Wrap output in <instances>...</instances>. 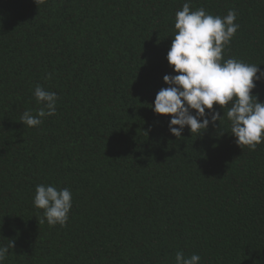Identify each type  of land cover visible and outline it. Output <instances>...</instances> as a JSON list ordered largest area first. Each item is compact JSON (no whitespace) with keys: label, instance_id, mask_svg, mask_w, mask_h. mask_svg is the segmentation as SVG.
I'll return each mask as SVG.
<instances>
[{"label":"trees","instance_id":"obj_1","mask_svg":"<svg viewBox=\"0 0 264 264\" xmlns=\"http://www.w3.org/2000/svg\"><path fill=\"white\" fill-rule=\"evenodd\" d=\"M185 2L0 0V244H15L5 264H175L177 251L264 264V143L241 149L215 103L219 127L180 138L153 111L163 76L177 74L166 53ZM190 7L234 10L224 58L264 69V0ZM37 84L57 93L56 114L28 127ZM38 184L71 190L65 226L39 223Z\"/></svg>","mask_w":264,"mask_h":264},{"label":"clouds","instance_id":"obj_2","mask_svg":"<svg viewBox=\"0 0 264 264\" xmlns=\"http://www.w3.org/2000/svg\"><path fill=\"white\" fill-rule=\"evenodd\" d=\"M44 4L46 0H35ZM191 0H186L175 14L174 35L166 53V60L175 75L165 74L167 87L155 95L153 111L170 116L169 131L177 138L188 127L191 134L199 135L210 123L214 127L221 121L219 112L213 110L218 104L227 108L229 132L235 143L250 151L264 143V101L253 93L256 82L264 81V69L259 64H250L234 57L224 58L225 46L236 34L239 24L237 13L229 10L226 16L213 15L203 7L192 10ZM51 78V74L46 77ZM33 95L38 108L35 115L25 110L20 122L28 127H38L43 118L56 114L59 99L56 92L48 91L37 84ZM206 109L209 111L206 112ZM192 110H195L193 113ZM178 127H173V126ZM223 132V131H222ZM221 132V133H222ZM73 194L67 187L53 184H38L35 188L33 205L43 210L39 223L49 226H65L72 208ZM14 240L0 244V264H5ZM200 255L185 256L183 251L175 254V264H200Z\"/></svg>","mask_w":264,"mask_h":264}]
</instances>
